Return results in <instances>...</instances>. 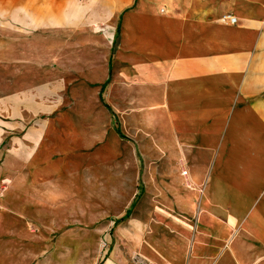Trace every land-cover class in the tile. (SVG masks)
<instances>
[{
    "label": "crops",
    "instance_id": "1",
    "mask_svg": "<svg viewBox=\"0 0 264 264\" xmlns=\"http://www.w3.org/2000/svg\"><path fill=\"white\" fill-rule=\"evenodd\" d=\"M132 257L264 264V0H0V264Z\"/></svg>",
    "mask_w": 264,
    "mask_h": 264
},
{
    "label": "rangeland",
    "instance_id": "2",
    "mask_svg": "<svg viewBox=\"0 0 264 264\" xmlns=\"http://www.w3.org/2000/svg\"><path fill=\"white\" fill-rule=\"evenodd\" d=\"M110 25V23H107L106 25L99 24L98 26H95L99 29L98 31H100L99 33L102 34V37L105 39V41H98L97 48H82L81 53L83 57V63H91L93 59H103L106 54L109 53L112 44L115 45L116 35L114 36ZM106 27L108 28L106 29ZM110 56V59L112 60V52ZM80 188L81 186L79 183V192L81 191ZM93 199L95 204L98 203L97 196H95ZM112 206L113 205H108L109 210L105 215L101 216L99 212L92 214L85 213L83 211L84 207L76 204L75 221L65 224L62 228V234L66 229L71 228L75 232V237L86 236L90 233L94 234L96 241H94L95 243L93 246L83 248L81 253H85L86 255L97 253L95 262H97L98 258H100V261H104L112 253L113 249L119 248L120 251H128L133 249V242H129L127 240L122 241L121 238L117 236V230L122 220L116 218V214L119 212L113 209ZM128 216H131L130 211ZM128 260L132 261L133 264H149L145 257H143V259H135V257H132ZM82 263L89 264V262H81L80 264Z\"/></svg>",
    "mask_w": 264,
    "mask_h": 264
},
{
    "label": "built area",
    "instance_id": "3",
    "mask_svg": "<svg viewBox=\"0 0 264 264\" xmlns=\"http://www.w3.org/2000/svg\"><path fill=\"white\" fill-rule=\"evenodd\" d=\"M221 18L224 21H230L232 23H236L237 22V18L233 14L223 15ZM182 173L187 175V170H183Z\"/></svg>",
    "mask_w": 264,
    "mask_h": 264
}]
</instances>
